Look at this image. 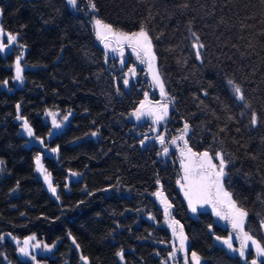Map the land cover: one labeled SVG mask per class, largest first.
Here are the masks:
<instances>
[{
  "label": "trees",
  "instance_id": "1",
  "mask_svg": "<svg viewBox=\"0 0 264 264\" xmlns=\"http://www.w3.org/2000/svg\"><path fill=\"white\" fill-rule=\"evenodd\" d=\"M92 2L96 11L90 0H77L74 9L65 0H0V27L17 35L0 54V264H85L81 257L87 264L180 263L157 191L200 264H248L250 256L243 261L217 243L226 229L210 213L190 215L176 187L179 165L165 161L158 145H141L148 125L127 116L148 83L137 78L124 88L91 19L149 31L170 102V134L187 122L193 151L225 154V189L247 210L245 229L264 244V0ZM192 32L205 45L200 59ZM21 53L22 83L15 80ZM49 112L58 114L56 132ZM37 156L56 195L35 172ZM28 237L47 251L21 256L18 243Z\"/></svg>",
  "mask_w": 264,
  "mask_h": 264
},
{
  "label": "snow or ice",
  "instance_id": "2",
  "mask_svg": "<svg viewBox=\"0 0 264 264\" xmlns=\"http://www.w3.org/2000/svg\"><path fill=\"white\" fill-rule=\"evenodd\" d=\"M68 5L76 7L77 0H67ZM90 8L92 11H96L95 3L90 0ZM2 14V12H0ZM94 31L96 38L103 43L105 49V60L107 62L108 52L117 53L120 57V63L123 66L125 61L123 59L125 55V47H128L136 55V59L139 63H147L148 69L152 74L153 83L157 85L160 89V95L167 98V93L165 92V86L158 71L155 69L156 55L153 51V37L150 36L149 31L141 26L138 31L135 32H124L121 30L114 29L112 25L102 22L101 19L95 18L93 23ZM6 36L7 43L3 42V37ZM192 36L195 38L192 47L196 49V59L201 58L200 49H203L205 45L200 43L199 37L195 32H192ZM158 39V37L156 38ZM17 41V35L11 33H5V30L0 27V53H5L7 50H10V47L15 44ZM20 47H24L20 45ZM23 58V53L19 54L15 59V80L23 82V68L21 66V60ZM129 72L135 75V68L129 69ZM230 85H233V92L235 94V99L243 102L245 97L242 93V89L238 85H234L231 80L228 81ZM4 84H7V81H4ZM123 84L128 86L129 80L124 79ZM207 94V93H205ZM147 105V110L146 109ZM17 111L19 112L20 106L17 105ZM169 114V103L163 102L159 103L158 106L152 105V102L148 99V94L145 93V99L139 105V107L131 113L135 117L136 121H140L143 117L148 116L152 117V123L154 125L160 124L164 121ZM49 116H52V126L55 129H59L61 124L58 123L55 119V115L51 112L48 113ZM68 115H71L69 113ZM68 115L64 116V120L68 119ZM17 119H21L20 116H17ZM251 126L255 127L258 124V116L255 112L251 114L250 119ZM190 125L185 122L183 125L182 132L179 136L173 138L170 143L175 145L178 141L183 143V149H181V168L183 169L184 176L183 180L185 184L181 185L185 189L184 195L188 200L189 208L192 212H196V204L199 203L201 207L204 205H209L212 208L213 214L223 220H227L233 229L234 232H237L238 235L236 239L240 240V247L237 249L233 247V237L230 235L225 239L217 236L216 239L219 240L223 245H226L231 252H238L239 256L247 261L248 257L246 256V250L250 251L251 247H254L257 258H264V244L258 242L257 239L253 237L250 232L245 230V219L248 216L247 210L238 206L237 202L233 199L232 193L227 191L224 186V177L227 175L226 168L230 161L225 159V154L221 151L210 152L205 150L203 152L193 151L188 145V140L186 137L189 133ZM153 131H158L157 128H153ZM23 131L27 133L29 137L34 135L32 128L30 127L28 121L25 119L23 122ZM93 136L96 135L95 132L92 133ZM161 145L165 144V136L163 134L157 137ZM43 144V140L40 141ZM141 145H144V140H141ZM186 150V151H185ZM52 151H58V149H52ZM169 149L167 147L163 148V154L167 155ZM218 161L214 163L213 161ZM0 163H3L0 161ZM37 171L43 174L44 180L48 185L49 190L53 195H56V188L53 186L51 181V174L47 173L43 166L40 163V157H36ZM71 175H76V173H71ZM180 183V181H177ZM154 195L158 198L163 197L161 191H157ZM57 199L59 197L57 196ZM161 203L164 205V215L165 217L169 216V211L172 205L167 201L166 198L161 199ZM226 209V211H225ZM149 219H153L149 217ZM178 224V221L174 219L168 224L172 229L174 237L179 239V251L185 254L184 264H188L187 259V249H186V240L187 237L184 235L183 228L181 226L180 232L177 236L175 225ZM260 227L264 228V220H261ZM211 230V225L209 226ZM3 237H0L2 240ZM250 242V245H249ZM25 245L28 244V241L24 242ZM75 243V241H73ZM39 245H37L38 247ZM47 247V246H45ZM79 247V245H77ZM20 252L28 256L29 253L26 248H21ZM121 259H123V253H118ZM175 256V250L171 254ZM35 259V257H32ZM253 258L250 261V264H258V259ZM85 260L87 264V259L81 257ZM192 264H200V257L196 252L191 253ZM260 264H264V260L260 261Z\"/></svg>",
  "mask_w": 264,
  "mask_h": 264
},
{
  "label": "rangeland",
  "instance_id": "3",
  "mask_svg": "<svg viewBox=\"0 0 264 264\" xmlns=\"http://www.w3.org/2000/svg\"><path fill=\"white\" fill-rule=\"evenodd\" d=\"M65 1L67 3V0H65ZM67 5H68V3H67ZM68 7L71 8V9H74V7H72L70 5H68ZM94 19H95V17H93L91 19V25H92V29H93V32H94V35H95V31H94V27H93ZM102 22H104V21H102ZM128 33H130V32H128ZM95 39H96L97 43L102 47V49H103V51L105 53V49H104L103 43L96 38V35H95ZM107 55H108V58L113 60L119 66L118 68L122 71L123 75L125 76V79L129 80V83L135 81L137 78L143 79V80H145L148 83V88L149 89H148V92L146 91L145 93L148 94V99L152 102V105L158 106L159 103H163V102L169 103V114H168V116L166 117V119L164 121L160 122V124L154 125L152 123V119L153 118L152 117H148V116L143 117L140 121H136L135 117H133L131 115V113L133 111H135L139 107V105H140V103L142 101H144L145 93H143V97L140 100L139 104L133 110H131L129 112L127 118H128V120L130 122H133L135 124H145V123H147L148 129L145 130V133H144V139H143L144 140V145H146V144H156V145H158L160 147V149L162 150V153H163V148L164 147H167L169 149L168 154L167 155L163 154V157H164L165 161L167 160V161L170 162V160H172V161H174L175 163H177L179 165L180 172H179V177H178L177 181H180V183H177V181H176V187H177V190L179 191V193L181 194V196L183 197V199H184V201H185V203L187 205V208H188V211H189L190 215L197 216L199 212H208V213H210V215L212 216L213 222L215 224L219 225L220 227L226 229V232H225L226 235L224 237H222L221 239H225V238H227V237H229L231 235L233 237V241H232L233 247L238 249L240 247V243H241L240 240L236 239L238 233L233 231V229L231 227V224L227 220L220 219L215 214H213L211 206L204 205L203 207H201L200 204L197 203L196 204V208H197L196 212H192V210L189 208L188 200L185 198V195H184L185 189H183L181 187V185L185 184V181L183 180L184 172H183V169L181 168V158H182L181 157V149H183V143L180 142V141H178L177 144H175V145L170 143V141L173 138L179 136L182 131L180 133H177V134H170L169 127H168V120H169V117H170V102L168 100V97L165 98V97H162L160 95V89H159V87L157 85H155L153 83L152 74H151V72L148 69L147 63H144V64L139 63V61L136 59V55L128 47H125V55L123 57L125 63H124L123 66L120 63L121 57L117 53L108 52ZM131 68H135V75H133L132 73L129 72V69H131ZM155 69L158 71V69H157V59L155 61ZM141 72L143 73L142 75L140 74ZM128 86H129V84H128ZM128 86L124 85V88H128ZM145 110H147V105H146V109ZM52 119H53V117L50 118L51 124H52ZM153 128H157L158 131H153L152 130ZM59 129L53 128V132H56ZM161 134H163L165 136V141L166 142H165L164 145H161L159 140L157 139V137L159 135H161ZM213 162L214 163H218V161H215V160ZM35 172L38 174L39 178L43 181V183L48 187L47 183L44 180L43 174L41 172L37 171V166L35 167ZM225 177H224V179H225ZM162 198H165V196L163 195V197H161L160 199H162ZM162 209H163V213H164V205L163 204H162ZM168 211H169V216L165 217V215H164V220H165L166 226L169 228V230L172 233V229L168 226V224L174 218L171 216L170 209H168ZM225 211H226V209H225ZM246 219H247V217H246ZM246 219H245V224H246ZM175 227H176V232H177V236H178V234L180 232L179 223L176 224ZM244 227H245V225H244ZM172 235H173V233H172ZM25 241H28L27 245H25V243H24ZM173 242H174V245H175V253H176V255L181 257L180 258L181 259L180 263L175 261L173 264H184L185 254L178 250L179 249V239L177 237L173 236ZM217 243L220 244L221 246H223L224 249L229 254L235 255V256H238L239 258H241L239 256L238 252H235V253L231 252L227 248V246L223 245L219 240H217ZM18 244H19V252H20L21 248H26V250L29 253L28 256H25V255H23L20 252V255L23 256V257H31L34 254H36L37 252H40V251H42L44 249L42 247V244L38 243L35 239H33L31 237L23 239ZM37 245H39V246L37 247ZM249 245H250V242H249ZM250 248H251L250 251L246 250V256L247 257L250 256V258L248 259L249 261H247L248 264H250L251 259L257 258L254 247H251V245H250ZM186 249H187V247H186ZM43 251H47V249H44ZM187 259H188V264H192L191 254H189L188 252H187ZM241 259L243 261H246L243 258H241ZM257 259H258V264H260L261 260H264V258H257Z\"/></svg>",
  "mask_w": 264,
  "mask_h": 264
},
{
  "label": "water",
  "instance_id": "4",
  "mask_svg": "<svg viewBox=\"0 0 264 264\" xmlns=\"http://www.w3.org/2000/svg\"><path fill=\"white\" fill-rule=\"evenodd\" d=\"M6 53H7V51L5 52V53H0L2 56H5L6 55Z\"/></svg>",
  "mask_w": 264,
  "mask_h": 264
},
{
  "label": "bare ground",
  "instance_id": "5",
  "mask_svg": "<svg viewBox=\"0 0 264 264\" xmlns=\"http://www.w3.org/2000/svg\"><path fill=\"white\" fill-rule=\"evenodd\" d=\"M188 252V251H187ZM189 254H191L190 252H188Z\"/></svg>",
  "mask_w": 264,
  "mask_h": 264
},
{
  "label": "flooded vegetation",
  "instance_id": "6",
  "mask_svg": "<svg viewBox=\"0 0 264 264\" xmlns=\"http://www.w3.org/2000/svg\"><path fill=\"white\" fill-rule=\"evenodd\" d=\"M146 91L148 92V90H146ZM146 91H145V92H146Z\"/></svg>",
  "mask_w": 264,
  "mask_h": 264
}]
</instances>
